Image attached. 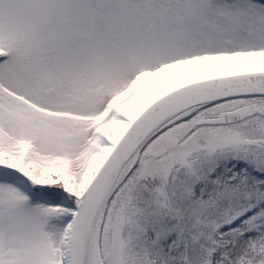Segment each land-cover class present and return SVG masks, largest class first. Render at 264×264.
Wrapping results in <instances>:
<instances>
[{"label":"snow or ice","instance_id":"snow-or-ice-1","mask_svg":"<svg viewBox=\"0 0 264 264\" xmlns=\"http://www.w3.org/2000/svg\"><path fill=\"white\" fill-rule=\"evenodd\" d=\"M0 264H264V0H0Z\"/></svg>","mask_w":264,"mask_h":264}]
</instances>
